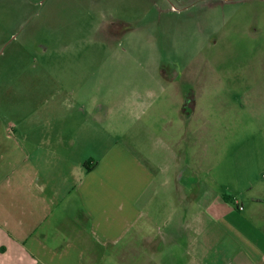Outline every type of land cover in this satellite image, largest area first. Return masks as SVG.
I'll return each mask as SVG.
<instances>
[{"label":"rangeland","instance_id":"374dc122","mask_svg":"<svg viewBox=\"0 0 264 264\" xmlns=\"http://www.w3.org/2000/svg\"><path fill=\"white\" fill-rule=\"evenodd\" d=\"M70 94L95 143L145 165L150 212L175 175L262 178L264 0H0V118Z\"/></svg>","mask_w":264,"mask_h":264},{"label":"crops","instance_id":"0c3cea01","mask_svg":"<svg viewBox=\"0 0 264 264\" xmlns=\"http://www.w3.org/2000/svg\"><path fill=\"white\" fill-rule=\"evenodd\" d=\"M70 95L67 109L0 118V264H264V176L254 164L232 186L175 175L182 189L150 212L144 202L158 192L148 195L145 165L117 141L95 143L87 111H73L84 97Z\"/></svg>","mask_w":264,"mask_h":264},{"label":"flooded vegetation","instance_id":"af4514ba","mask_svg":"<svg viewBox=\"0 0 264 264\" xmlns=\"http://www.w3.org/2000/svg\"><path fill=\"white\" fill-rule=\"evenodd\" d=\"M191 99L190 97L185 100V103L183 104L182 111L185 112L189 107H191Z\"/></svg>","mask_w":264,"mask_h":264}]
</instances>
